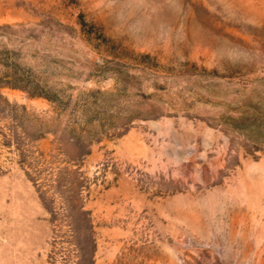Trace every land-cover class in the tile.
<instances>
[{
	"label": "rangeland",
	"instance_id": "1",
	"mask_svg": "<svg viewBox=\"0 0 264 264\" xmlns=\"http://www.w3.org/2000/svg\"><path fill=\"white\" fill-rule=\"evenodd\" d=\"M0 264H264V0H0Z\"/></svg>",
	"mask_w": 264,
	"mask_h": 264
}]
</instances>
